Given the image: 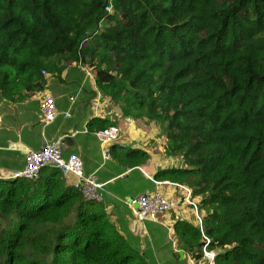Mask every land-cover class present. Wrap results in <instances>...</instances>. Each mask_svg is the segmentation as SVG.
<instances>
[{
	"label": "trees",
	"instance_id": "trees-1",
	"mask_svg": "<svg viewBox=\"0 0 264 264\" xmlns=\"http://www.w3.org/2000/svg\"><path fill=\"white\" fill-rule=\"evenodd\" d=\"M60 63L93 73L122 118L164 129L180 166L149 182L190 188L202 216L201 229L181 212L169 228L143 222L167 229L173 257L264 264V0H0V95L34 96ZM115 126L92 118L87 131ZM126 154L128 169L148 158ZM116 208L51 165L0 179V264H156Z\"/></svg>",
	"mask_w": 264,
	"mask_h": 264
},
{
	"label": "crops",
	"instance_id": "crops-1",
	"mask_svg": "<svg viewBox=\"0 0 264 264\" xmlns=\"http://www.w3.org/2000/svg\"><path fill=\"white\" fill-rule=\"evenodd\" d=\"M42 72L43 86L34 96L20 101H10L0 95V179L12 178L24 168L27 150H39L47 143L61 141L63 137L69 136L70 142L61 143L63 158L67 159L75 155L82 161L85 177L92 176L101 185L98 191L101 196L100 202L105 204L108 211H112L118 206L116 201L121 200L111 188L112 185L119 176L127 177L134 170L127 167L120 172L110 173L105 168L107 161L103 160L101 144L95 133L87 131V124L92 118L107 119L117 125L121 132L120 138H124V133L133 129L135 120L129 123L127 118H122L118 108L111 105L102 94L100 95L93 74L84 66L60 63L56 64L53 71ZM45 95L54 98L57 111L55 120L47 125L42 123L40 115V99ZM64 114H68V117ZM143 124L148 125L142 121V127ZM131 135L138 136L133 132ZM150 161L147 166L151 165ZM135 170L140 171L148 181H151L150 175L146 174L141 166ZM67 181L73 185L74 179ZM157 187L161 188L159 192L167 197L180 198L181 192L176 187L167 184ZM140 194L142 193H137L131 199ZM123 197L126 198L127 195ZM125 202L129 201L124 200V205ZM171 215H161L155 223L169 228L171 222H166V219ZM187 215L188 213L185 216ZM129 230L133 234H135L133 231L137 230L136 234L141 237L139 226L137 229L136 226L132 228L129 226ZM185 256L183 253L182 259Z\"/></svg>",
	"mask_w": 264,
	"mask_h": 264
},
{
	"label": "built area",
	"instance_id": "built-area-1",
	"mask_svg": "<svg viewBox=\"0 0 264 264\" xmlns=\"http://www.w3.org/2000/svg\"><path fill=\"white\" fill-rule=\"evenodd\" d=\"M106 10L110 12V7ZM73 100V98H71ZM96 108V107H95ZM40 115L43 124L47 125L52 123L56 116L57 111L55 107L54 98L49 95H45L40 99ZM68 117V114H64ZM129 123H133V119H127ZM95 137L100 142L102 147L103 160L108 161L111 158V152L109 146L111 143L120 140L121 132L118 127H109L106 130L95 133ZM54 166L58 169L66 180L74 179L73 185L80 188L84 197L88 200L101 201V196L98 191L101 189L95 178L92 176L85 177L82 161L75 155L64 159L62 156L61 142L60 140L45 144L39 150H27L25 152V165L24 168L16 173L12 178L34 180L37 178L39 171L45 166ZM156 186L170 185L176 187L181 196L177 199H172L163 195L159 191H154L150 194L144 192L138 195L134 200H131L127 205L132 209L134 218L138 222H156L161 215L174 214V220H178L180 212H187V206H192L193 216L196 221V225L202 228V216L197 210V206L191 200V189L186 186L173 184L169 182H156L153 181ZM133 203H136L138 208H133ZM208 257V254L204 252Z\"/></svg>",
	"mask_w": 264,
	"mask_h": 264
},
{
	"label": "rangeland",
	"instance_id": "rangeland-1",
	"mask_svg": "<svg viewBox=\"0 0 264 264\" xmlns=\"http://www.w3.org/2000/svg\"><path fill=\"white\" fill-rule=\"evenodd\" d=\"M143 122L147 123L148 125L143 124L144 126L142 127V121L135 119V125L132 127V130L129 129V132L127 131L126 133L122 131L124 133V138H120V140L117 141V144L122 147L118 148V150H116L115 153L112 154L109 162L107 161L105 164V168H107L110 173L114 174L117 171L120 172L127 168L128 163H131L130 160L133 159V157L124 154L128 153L131 149H138L147 153L148 158L146 160H143L140 165L143 171L146 174L150 175V177H152L157 170L180 166L178 165L176 160L174 161V159L168 158L165 155L167 154L165 152L167 151V143L162 126L159 123L155 124L145 121ZM132 132L140 137H133L131 135ZM135 159L142 160V158L140 157H136ZM149 160H151V165L147 166ZM135 169H137V167L133 168L132 170L134 171H131L133 173H131L127 177H124L125 175L119 176L116 179V182L111 187L112 189H114L115 194L120 197L119 199H121L120 201H116L118 205L116 206V210H119L120 212H123L127 215L126 219L128 220L131 228L132 226H139L141 230L140 239H144L148 243V247L153 250L154 259L157 262L156 264H191L187 256L184 257L185 259L179 258V260L173 257V246L171 245L172 242L170 238L171 234L169 235V233H166L167 229H164L165 227L162 228L152 223H137L136 219L129 211V209L125 208L123 204L124 200L130 202L132 200L131 198L134 197L137 193L149 192L150 194H152L154 193V191H160L161 189L156 185L151 184L140 171H137ZM125 194L127 195L126 198L123 197ZM183 213H190L189 215L185 216V218L196 224L195 218L193 219V214L191 213L190 209H187V212ZM117 216L119 219L122 218V222H126V220L119 214H117ZM170 217L166 219V222L170 221ZM136 231H133L135 233L133 234L130 230V233L133 235H137ZM154 234L156 238L155 240H153L150 236ZM148 256L150 255L148 254ZM205 261L206 259L202 260L199 264H206Z\"/></svg>",
	"mask_w": 264,
	"mask_h": 264
},
{
	"label": "water",
	"instance_id": "water-1",
	"mask_svg": "<svg viewBox=\"0 0 264 264\" xmlns=\"http://www.w3.org/2000/svg\"><path fill=\"white\" fill-rule=\"evenodd\" d=\"M71 141V137H69V136H65V137H63L62 139H61V143L62 144H65L66 142H70ZM133 208L134 209H137L138 208V206H137V204L136 203H133ZM178 255H179V258L180 259H182L183 258V252L182 251H178ZM209 257H210V264H214V259H213V256H211V255H208Z\"/></svg>",
	"mask_w": 264,
	"mask_h": 264
},
{
	"label": "clouds",
	"instance_id": "clouds-1",
	"mask_svg": "<svg viewBox=\"0 0 264 264\" xmlns=\"http://www.w3.org/2000/svg\"><path fill=\"white\" fill-rule=\"evenodd\" d=\"M155 185V184H154ZM181 196V195H180ZM170 215V214H169ZM155 223V222H154ZM207 253V252H206ZM208 254V253H207ZM208 255H211V254H208ZM206 256V255H205ZM212 256V255H211ZM208 259H209V262H210V257L208 256Z\"/></svg>",
	"mask_w": 264,
	"mask_h": 264
}]
</instances>
